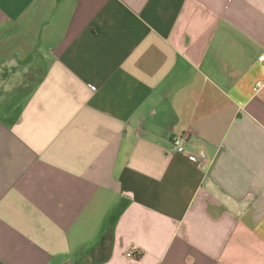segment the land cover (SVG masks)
Here are the masks:
<instances>
[{
  "label": "crops",
  "instance_id": "crops-1",
  "mask_svg": "<svg viewBox=\"0 0 264 264\" xmlns=\"http://www.w3.org/2000/svg\"><path fill=\"white\" fill-rule=\"evenodd\" d=\"M263 53L264 0H0V264H264Z\"/></svg>",
  "mask_w": 264,
  "mask_h": 264
},
{
  "label": "built area",
  "instance_id": "built-area-1",
  "mask_svg": "<svg viewBox=\"0 0 264 264\" xmlns=\"http://www.w3.org/2000/svg\"><path fill=\"white\" fill-rule=\"evenodd\" d=\"M259 61L264 63V53L259 56ZM184 141H185V136L183 134H174L170 137V142L174 148V151L176 153H183L184 152ZM193 161L196 162H201L202 161V156L201 155H193L191 156ZM128 256H133V252L129 251Z\"/></svg>",
  "mask_w": 264,
  "mask_h": 264
},
{
  "label": "trees",
  "instance_id": "trees-1",
  "mask_svg": "<svg viewBox=\"0 0 264 264\" xmlns=\"http://www.w3.org/2000/svg\"><path fill=\"white\" fill-rule=\"evenodd\" d=\"M135 253L133 254L134 257L138 258L141 256L140 252L134 251Z\"/></svg>",
  "mask_w": 264,
  "mask_h": 264
}]
</instances>
